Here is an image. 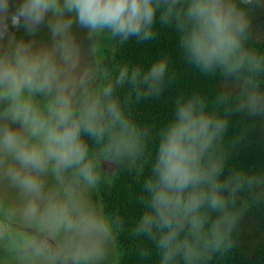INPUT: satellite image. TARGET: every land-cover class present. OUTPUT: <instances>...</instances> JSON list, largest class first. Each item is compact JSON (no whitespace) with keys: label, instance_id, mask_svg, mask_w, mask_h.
<instances>
[{"label":"clouds","instance_id":"9594fccd","mask_svg":"<svg viewBox=\"0 0 264 264\" xmlns=\"http://www.w3.org/2000/svg\"><path fill=\"white\" fill-rule=\"evenodd\" d=\"M260 2L21 0L13 11L0 0V185L17 190L39 231L10 247L18 264H114L125 223L87 197L101 159L136 173L142 212L129 235L145 264H209L232 247L240 194L264 198V174L228 167L245 133L226 138L233 114H264V51L249 43L248 6ZM157 23L175 30L187 65L220 82L211 95L181 92L159 126L132 110L174 85L167 55L114 76L98 59L101 40L153 41ZM21 27L33 37L46 27L50 42L17 39L10 28Z\"/></svg>","mask_w":264,"mask_h":264},{"label":"trees","instance_id":"16d2710c","mask_svg":"<svg viewBox=\"0 0 264 264\" xmlns=\"http://www.w3.org/2000/svg\"><path fill=\"white\" fill-rule=\"evenodd\" d=\"M252 8L256 12L254 15L256 22L264 27V15L261 16L255 6L249 7L250 12ZM157 28V38L149 42L138 43L135 38H130L120 45L116 41L101 40L98 59L104 65L106 72L114 76L123 65H142L146 69L153 61L167 55L171 69L176 73L174 85L167 87L160 98L142 100L134 105L132 110L139 122L159 126L171 117L174 100L181 92L201 91L211 95L214 87L220 82L210 80L184 62L174 29L161 27L158 23ZM256 29L251 24L249 43L255 44L264 51V40L258 41L254 38ZM241 133H245L244 138L232 150L228 167L242 168L250 174H264V114L256 116L244 113L233 114L226 138L232 139ZM90 149L96 151L91 142ZM105 163L109 162L101 159L100 183L92 189L90 196L99 206L102 215L107 218L118 216L125 223V230L117 237L115 255L111 260L114 264H145L137 253L141 242L133 240L129 235L131 225L135 224L142 212L138 203L140 183L135 171H129L126 166L121 167L112 163H110L112 169H108ZM145 167L147 168V165ZM240 200L247 206L244 207L233 230L232 247L223 254L215 255L209 264H264V241H262L264 198L253 202L246 193H241ZM3 230L0 235L5 242V249L0 250V253L8 252L7 246L18 243L24 237L39 235L38 230L30 228L17 229L16 232L11 231V227ZM156 260L157 258L153 256L152 264H156Z\"/></svg>","mask_w":264,"mask_h":264},{"label":"rangeland","instance_id":"374dc122","mask_svg":"<svg viewBox=\"0 0 264 264\" xmlns=\"http://www.w3.org/2000/svg\"><path fill=\"white\" fill-rule=\"evenodd\" d=\"M12 2V10H15V7L21 2V0H11ZM256 8H258V11L261 16L264 15V0H261L260 3L253 5ZM248 11L251 18V24L256 28V31H254V38L258 41L264 40V27L262 25H259L255 20V13L254 8L251 9V12ZM11 32H14L17 39L24 38V39H35L37 42L43 40L50 42V33L48 32L47 28L44 27L42 30L35 36H30L27 34L23 27L19 29L10 28ZM74 31L77 34L78 40L83 45L84 49L87 50L88 45V38H87V32L85 29H81L77 26H74ZM253 39V38H252ZM105 166L108 169H112V164L105 163ZM92 193V189L88 190L87 197L88 199L96 206L97 210L100 212V208L97 205V203L92 201V198L90 194ZM22 208V199L20 198L17 190L12 189L5 185H0V229L4 231L3 229H6L8 227H11V231L16 232L17 229H36L38 230L37 226L29 221H27L21 214L20 209ZM101 213V212H100ZM10 229V228H9ZM1 232V231H0ZM262 241H264V233L262 235ZM55 243L54 241L52 242ZM5 242L1 239L0 235V250L5 249ZM16 242L13 244L15 245ZM11 245V241H10ZM11 246H7L9 248L8 252L0 253V261L6 260L7 264H18L17 257L15 254L11 253L10 251ZM115 255V245L112 247L110 252V259H113ZM23 264H29L28 261H24ZM37 264H40L39 261H37Z\"/></svg>","mask_w":264,"mask_h":264}]
</instances>
